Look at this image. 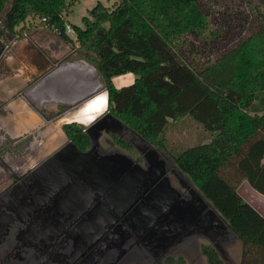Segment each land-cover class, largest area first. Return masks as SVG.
<instances>
[{"label": "trees", "instance_id": "1", "mask_svg": "<svg viewBox=\"0 0 264 264\" xmlns=\"http://www.w3.org/2000/svg\"><path fill=\"white\" fill-rule=\"evenodd\" d=\"M75 1L0 0V40L36 24L56 41H77L79 50L92 52L84 59L103 79L110 113L171 155L236 234L240 264H264V216L237 189L246 179L264 195V17L234 39L229 13L217 20L211 0L97 1L82 25L66 17ZM126 72L133 81L115 86L112 78ZM186 115L202 134L179 151L182 145L168 146L165 132ZM63 129L79 149L90 146L82 125ZM199 247L207 264H227L210 242ZM162 264L187 261L177 253Z\"/></svg>", "mask_w": 264, "mask_h": 264}, {"label": "water", "instance_id": "2", "mask_svg": "<svg viewBox=\"0 0 264 264\" xmlns=\"http://www.w3.org/2000/svg\"><path fill=\"white\" fill-rule=\"evenodd\" d=\"M36 89L46 94L40 100L54 101L61 107L81 104L82 110L89 112L82 119L66 114L58 117L54 132L50 135L48 131L40 145L45 146L53 136L58 137L57 143L43 152L39 166L23 179L59 180L63 187L75 191L74 197L64 193L56 200L58 224L64 210L76 214L92 205L74 230H111L104 239L107 245L116 243L121 230L145 232L149 241L165 245L188 229L210 242L224 260L227 258L224 245L237 238L227 221L178 169L173 158L110 113L107 89L90 61L80 58L55 65L38 81L22 85L17 93L33 94ZM74 123L82 125L90 140L86 150L79 149L63 129L64 124ZM103 133L131 144L142 161L119 149L104 151L99 141ZM168 173L187 188L186 196H179Z\"/></svg>", "mask_w": 264, "mask_h": 264}, {"label": "flooded vegetation", "instance_id": "3", "mask_svg": "<svg viewBox=\"0 0 264 264\" xmlns=\"http://www.w3.org/2000/svg\"><path fill=\"white\" fill-rule=\"evenodd\" d=\"M10 38L0 40V78L4 75L5 55L11 50L9 45L13 39ZM62 43L66 48L67 44ZM46 46L51 48L50 52L43 50L51 66L56 60L58 47L56 42ZM5 95L6 92H0L1 112L8 104L9 96ZM75 108L56 109L55 105H49L38 109L42 126L17 136L7 134L5 124H0L3 125L0 127V264H162L166 257L200 244L198 240L203 238L188 229L182 230L165 245L149 241L145 232L128 229L121 230L115 244L107 245L104 239L111 230L95 233L74 230L78 220L87 215L92 205L76 214L64 210L61 224L57 223L56 200L63 198L64 193L74 197L75 191L63 187L59 180H23L30 170L39 166L38 159L26 161V158L29 154L39 156V139L45 137L47 129L53 127L58 117L62 114L69 116ZM104 134L112 136L111 133ZM138 156L136 160L142 161ZM170 175L177 185L171 182ZM168 176L170 183L179 190V196H186L188 190L179 179L171 173Z\"/></svg>", "mask_w": 264, "mask_h": 264}, {"label": "rangeland", "instance_id": "4", "mask_svg": "<svg viewBox=\"0 0 264 264\" xmlns=\"http://www.w3.org/2000/svg\"><path fill=\"white\" fill-rule=\"evenodd\" d=\"M100 1L106 6H111L114 0H76L73 5H71L69 11L66 14V17L72 23L82 25V17L88 14V10L97 2ZM213 2V9L215 10V16L217 20H220L219 17H222V14L229 13L228 18L231 23V32L232 37L237 38L247 34L251 28H253V23L255 19H261L264 17V0H211ZM222 11V12H220ZM227 18V19H228ZM219 22V21H218ZM216 21V23H218ZM73 38L74 33L71 31L68 32ZM48 43H51L53 40L48 39ZM58 47L57 59H75V58H84L86 54L88 57H93L92 52L86 53L83 50L78 49V42L75 41L72 46L66 45V48H63L61 43H56ZM48 48V47H47ZM50 49H46V52H50ZM131 72H126L123 74L116 75L112 78V82L115 86L119 85H128L134 78ZM127 78V81L123 80ZM200 124L195 122L191 116L186 115L173 122L169 127L166 128L165 137L167 140L168 146H178L181 144L179 151L194 145L198 141V137L201 133ZM108 138V140H106ZM208 138L205 139L207 141ZM43 138L39 139L41 143ZM100 144L103 150L108 151L111 149H119L130 154L134 159L137 158V152H131L127 148L120 146L113 140V137L109 134H102L100 137ZM37 146H39V144ZM154 146V145H153ZM157 147V146H155ZM39 149H43L38 147ZM164 151V150H163ZM168 154L166 151H164ZM170 157L171 155L168 154ZM43 155L39 156L29 154L27 160L32 158V161L39 160ZM34 157V158H33ZM172 158V157H171ZM188 177V176H187ZM171 182L177 185L176 180L172 175H170ZM190 180V179H189ZM191 181V180H190ZM192 182V181H191ZM193 183V182H192ZM238 192L240 195L248 201L252 206H254L263 216H264V195L255 190L246 179H244L238 185ZM199 243L207 242L205 239L198 240ZM200 244H196L193 247L184 249L181 253L184 254L187 264H207L205 257L200 253ZM226 256L225 261L227 264H240L242 256V245L241 242L236 238L233 241L226 243L225 245Z\"/></svg>", "mask_w": 264, "mask_h": 264}, {"label": "crops", "instance_id": "5", "mask_svg": "<svg viewBox=\"0 0 264 264\" xmlns=\"http://www.w3.org/2000/svg\"><path fill=\"white\" fill-rule=\"evenodd\" d=\"M31 21L32 20L27 21L26 24L28 25ZM49 38H51L54 43H62V41H56L49 32L43 29L40 25L36 24L29 30H25L22 35L16 34L10 38L13 39L9 45V49L11 50L5 55L4 75L0 78V92H6L7 95L5 96H9L7 106L3 108L2 112L0 111V124H5L4 129L7 131V134L17 136L22 132L30 133L33 129L42 126L43 122L41 116L38 114V109L44 107L47 108L49 105H55L56 109L61 107L60 104L54 101L45 102L40 100L39 98H44L46 94H42V91L39 93V90L37 89V93L35 92L33 94L30 92L25 95L17 93L19 92L18 90L21 89L22 85H31L32 83L38 81V79L53 66L62 65L68 61L74 60L69 58L58 60V52L55 51L56 60L52 62L50 66L46 54L43 52V50L46 51V49H48L46 45ZM49 49L51 48L49 47ZM28 66H30L31 69H28ZM132 78H134V76L130 77V79ZM124 81H127V78H125L123 82ZM74 107H76L75 110L70 114L72 119H82L87 117L85 114H88V111L82 110L81 104ZM2 126L3 125H1V128ZM54 130L55 125H53V127H49L47 132L49 131L50 135H52ZM47 132L45 137L48 134ZM57 141L58 137L53 136L49 142L46 141L44 143L45 146L42 147V145L39 144L38 147L43 148L40 149V154H43L48 147L57 143Z\"/></svg>", "mask_w": 264, "mask_h": 264}, {"label": "built area", "instance_id": "6", "mask_svg": "<svg viewBox=\"0 0 264 264\" xmlns=\"http://www.w3.org/2000/svg\"><path fill=\"white\" fill-rule=\"evenodd\" d=\"M65 30H66V32H69V31H71V27H70V25H69V24H66V25H65Z\"/></svg>", "mask_w": 264, "mask_h": 264}, {"label": "bare ground", "instance_id": "7", "mask_svg": "<svg viewBox=\"0 0 264 264\" xmlns=\"http://www.w3.org/2000/svg\"><path fill=\"white\" fill-rule=\"evenodd\" d=\"M45 132H46V130H45Z\"/></svg>", "mask_w": 264, "mask_h": 264}]
</instances>
